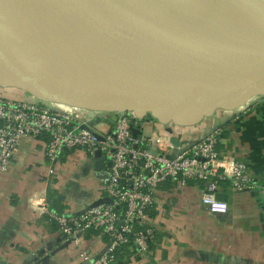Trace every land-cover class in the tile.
<instances>
[{"label":"water","instance_id":"1","mask_svg":"<svg viewBox=\"0 0 264 264\" xmlns=\"http://www.w3.org/2000/svg\"><path fill=\"white\" fill-rule=\"evenodd\" d=\"M83 1L58 0L40 48L32 0H0L1 87L87 111L134 112L141 118L151 114L179 128L192 127L218 110L233 112L251 98L264 96V32L252 38L233 29L238 15L264 7L248 10L232 3L221 9V0H213L218 11L208 18L188 0L198 21L187 10L185 0H155L186 54L179 52L172 63L142 53L114 63L117 42L104 18L101 23L108 46L102 50L103 66L74 70L66 66L65 52ZM189 22L197 30H191ZM132 131L139 135L138 130ZM171 142L179 145L177 137ZM97 158L100 169L104 158L99 153Z\"/></svg>","mask_w":264,"mask_h":264},{"label":"crops","instance_id":"2","mask_svg":"<svg viewBox=\"0 0 264 264\" xmlns=\"http://www.w3.org/2000/svg\"><path fill=\"white\" fill-rule=\"evenodd\" d=\"M48 104L82 118L91 115ZM90 125L97 131L109 128L97 119ZM146 126L149 133L151 124ZM216 128L224 129L218 150L246 162L260 188L241 193L227 182L221 184L217 196L228 203L229 212L212 215L201 203L204 186H164L146 225L156 229L157 244L148 255L125 250L118 264H264V106L218 110L179 133L195 140ZM48 142L47 136L24 140L10 170L0 175V264H87L80 259L81 251L100 255L105 250L106 239L94 232L83 236L81 247L63 245L57 225L29 205L34 193L46 192L56 212L81 213L96 203L98 187L108 179L107 167L98 169L99 160L83 151L62 156L50 176Z\"/></svg>","mask_w":264,"mask_h":264},{"label":"built area","instance_id":"3","mask_svg":"<svg viewBox=\"0 0 264 264\" xmlns=\"http://www.w3.org/2000/svg\"><path fill=\"white\" fill-rule=\"evenodd\" d=\"M4 88L0 86V175L10 170L26 139L49 138L46 158L51 165L50 176L55 175L61 157L70 152L83 151L94 160H100L99 153L104 158L108 179L98 187L99 205L65 214L51 208L46 192L34 193L29 200L35 213L56 223L63 245L81 247L83 236L91 231L107 237L100 255L80 252V259L87 264H118L125 250L150 254L157 231L146 225L161 189L168 184L184 189L191 183L204 186L201 203L212 215L229 212L228 203L217 196L220 181L229 182L241 193L260 188L246 162L218 150L223 128L208 132L202 139L188 140L179 133L184 128L151 114L141 118L134 112L89 111L91 115L82 118L50 107L28 92ZM8 90L20 96L3 95ZM259 105L264 106V96L251 98L239 110ZM92 119L108 123V130H95L90 125ZM147 124H151L149 133ZM133 129L139 131L138 136ZM172 137H177L179 145L171 142ZM44 257L39 256L37 261Z\"/></svg>","mask_w":264,"mask_h":264},{"label":"bare ground","instance_id":"4","mask_svg":"<svg viewBox=\"0 0 264 264\" xmlns=\"http://www.w3.org/2000/svg\"><path fill=\"white\" fill-rule=\"evenodd\" d=\"M57 2L32 0L35 36L40 48ZM186 8L194 19L200 21L190 1H187ZM104 18L117 42L114 63L138 53L172 63L179 52L187 53L174 38L155 0H84L66 46V66L74 70H95L103 66L102 50L108 46L101 23ZM245 23L249 26L239 28ZM233 29L244 31L252 38L259 37L264 32V10L241 13L236 17Z\"/></svg>","mask_w":264,"mask_h":264},{"label":"rangeland","instance_id":"5","mask_svg":"<svg viewBox=\"0 0 264 264\" xmlns=\"http://www.w3.org/2000/svg\"><path fill=\"white\" fill-rule=\"evenodd\" d=\"M187 1L188 0H185V5L187 4ZM192 2L194 3L196 9L198 11H201L208 18L213 17L218 11V10H216V8L212 4L213 0H192ZM232 3H236L238 8H243V9H248V10H255L257 8L264 7V0H257V1L256 0H239V1L221 0L219 7H221V9H224V8L230 6ZM156 7L158 8L157 4H156ZM261 10H264V8L263 9H257L256 11H261ZM251 25H253V24H251ZM188 26L191 30L197 29V26L192 22H189ZM244 26L248 27L249 24L245 23L242 26H240L239 28L244 27ZM237 29L238 28H236L235 30H237ZM6 88L7 87H5L2 90H6ZM0 91H1V89H0ZM16 93H18V92H16ZM7 94L13 96L15 93L8 90L3 95H7ZM15 95L20 96V94H15ZM47 105H49V104H47Z\"/></svg>","mask_w":264,"mask_h":264},{"label":"trees","instance_id":"6","mask_svg":"<svg viewBox=\"0 0 264 264\" xmlns=\"http://www.w3.org/2000/svg\"><path fill=\"white\" fill-rule=\"evenodd\" d=\"M223 136H224V133H222V136H221V137L223 138ZM68 154H69V153H68ZM65 155H66V154H65ZM225 182H227V181H220L219 184L221 185V184H224ZM227 183H229V182H227ZM191 184H192V183H191ZM153 211H154V210H152V211L150 212V214H149L150 217H152V216L154 215L155 212H153ZM58 213H60V212H58ZM151 214H152V215H151ZM53 223H54V222H53ZM54 224L56 225V223H54ZM137 228H138V227H137ZM137 230H138V229H137ZM91 232L93 233L94 231H91ZM94 233L101 234V232H94ZM157 236H158V235L156 234V244H157ZM103 237L107 240V237H106V236H103ZM154 246H155V245H152V246H151V250H152V248H153ZM122 252H123V251L121 250L120 253H122ZM120 261H121V254L119 255L118 263H119Z\"/></svg>","mask_w":264,"mask_h":264}]
</instances>
